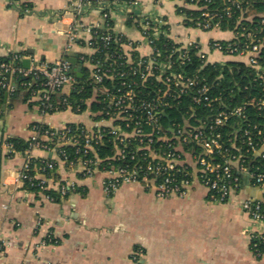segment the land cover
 I'll return each instance as SVG.
<instances>
[{
    "label": "built area",
    "instance_id": "built-area-1",
    "mask_svg": "<svg viewBox=\"0 0 264 264\" xmlns=\"http://www.w3.org/2000/svg\"><path fill=\"white\" fill-rule=\"evenodd\" d=\"M161 1L155 0L157 4ZM173 1L180 19L176 24L166 15L139 12L138 0H70L67 12L73 20L61 33L66 38L62 56L26 69L17 65V54L10 55V63H0V89L14 94L15 75L33 76L38 88L31 98L37 100L43 117L63 111L77 114L69 102L77 77L68 59L77 40L89 36L86 42L92 53L78 59L89 72L92 95L84 101L92 125H84L78 134L68 124L43 133L34 125L26 153L34 148L53 149L41 136L44 141L59 137L54 148L59 158L66 156L59 149L64 145L82 154L62 162L83 177L105 174L107 195L123 184L139 183L158 198L185 197L197 181L212 203L226 204L237 198L251 222L250 250L256 259L264 260V29L257 32L241 24L243 19L254 18L248 14L246 0H222V6L217 0ZM22 3L27 12L31 0ZM92 8L98 9L101 26L81 22ZM188 10L198 14L187 17ZM118 13L125 22L122 28L115 24ZM235 14L236 26H223ZM206 33L223 37L204 41L199 34ZM94 34L99 37L98 45L92 41ZM159 41L165 50L158 47ZM112 43L118 47L110 52ZM192 51L199 65L188 72ZM102 52L104 56L96 57ZM233 64L243 70L237 79L224 81V72L233 74ZM209 66L218 70L212 81L210 73H204ZM91 103L104 107L93 112ZM105 138L113 142V154L107 159L88 157ZM3 149L14 152L7 141L0 143V153ZM46 168L53 169V161L46 162ZM30 171L29 159L19 173L20 185L38 181L40 192L53 189L62 198L76 190L69 182L52 188L49 178L38 179ZM47 237L48 243L58 242L52 233ZM143 257L139 247L130 253L132 264H144Z\"/></svg>",
    "mask_w": 264,
    "mask_h": 264
},
{
    "label": "crops",
    "instance_id": "crops-1",
    "mask_svg": "<svg viewBox=\"0 0 264 264\" xmlns=\"http://www.w3.org/2000/svg\"><path fill=\"white\" fill-rule=\"evenodd\" d=\"M22 1L0 0V56L17 54L21 66L24 59H30L31 64L58 59L66 43L61 33L73 20L67 12L70 0H31L27 12ZM138 1L139 12L166 15L172 24L180 21L173 0L159 4L155 0ZM81 22L101 26L103 19L98 9L92 8L83 14ZM124 23L118 13L115 24L122 28ZM199 37L206 41L223 34ZM87 39L89 36L82 35L77 40L71 57L92 53ZM37 104L32 98L25 100L20 91L0 93V143L9 138L29 140L34 125L40 123L54 129L69 123L92 125L88 112L77 115L63 111L43 117ZM29 159L54 160L56 177L48 179L50 186L74 183L75 192L54 201L42 192L24 188L18 176ZM35 171L38 179L45 177L37 165ZM105 177L103 173L83 177L62 162L55 149L34 148L12 155L3 149L0 264H132L130 253L137 247L144 251V264H264L250 250L251 222L237 198L226 204L212 203L197 181L185 197L158 198L139 183L123 184L107 195ZM50 233L57 243L47 242Z\"/></svg>",
    "mask_w": 264,
    "mask_h": 264
},
{
    "label": "trees",
    "instance_id": "trees-1",
    "mask_svg": "<svg viewBox=\"0 0 264 264\" xmlns=\"http://www.w3.org/2000/svg\"><path fill=\"white\" fill-rule=\"evenodd\" d=\"M247 1V7L249 9L248 14L254 15V18L252 20L243 19L241 21V24L246 25L248 29H252L254 31H262L264 29V23H262V20H264V0H246ZM222 0H217V5L222 6ZM30 6V4H29ZM187 17H191L190 15L193 14L196 16L198 13H195L194 11H186ZM239 14V13H238ZM238 14H235L234 18L228 21H224L223 26L229 25L231 28L236 26L238 23ZM132 21H128L127 24L130 25ZM189 25L191 23H188ZM100 32V31H98ZM92 41L95 43V45L99 44V37L97 34H94ZM158 47H161L162 41H159ZM117 45L115 43H112L111 47L109 48L110 52L116 51ZM165 47H161L163 50ZM165 50V49H164ZM104 56V52L101 54H96V57ZM190 55L193 58V61L191 64L186 66V69L189 71H196L197 66L199 65V58L196 56L195 52L192 51ZM263 60H264V50L262 52ZM11 58L10 56L2 57L0 56V63H10ZM17 65L21 66V63L19 60L16 62ZM243 68H240L238 64H233V74H229L228 71L224 72V78L223 80H228L230 78L237 79L239 77L238 73L241 72ZM204 73H210L209 80L212 81V79L215 77V74L218 73V70H214L213 66L206 67L204 70ZM88 77L89 72L86 69V67L83 69V77L77 78V83L75 85V88L72 90L70 96H69V102L73 106V110L76 111L75 113L81 114L85 112L88 109V105L85 103V101L91 97L92 95V89L91 86L88 83ZM14 83L16 85V92L20 91L23 93V97L25 100L31 99V92L38 88L37 81L33 76L29 77H23L21 75H15ZM3 91L0 89V93ZM15 92V93H16ZM85 100V101H84ZM77 107H80L79 110ZM104 107V104H97V103H91V110L93 112L100 110ZM39 126L41 133H43L45 130H50L49 125L40 123L36 124ZM68 127L71 128V132L73 134H78L82 128H84L83 124L80 123H69ZM12 147L14 152L11 153H26V151L29 149V141L24 140L21 138H9L6 140ZM41 141L48 144L53 149L57 148V144L61 141L59 137H53L51 140L44 141L43 137L41 136ZM59 148V147H58ZM60 150H64L66 156H60V160H75L77 157H79L78 154H75V147L71 145H64ZM114 151V145L113 142H110L107 138L104 139L103 143L95 147V151L89 152L88 157L95 158L98 157L100 159H107V157H110L113 154ZM82 155V154H81ZM53 161L54 168L53 169H44L46 162ZM104 164L107 162L104 161ZM30 165H31V171L30 175H35V166L37 165L39 172L44 174L47 178H54L56 177V162L52 159H42V160H36V159H30ZM38 181H34L33 183L30 181H25L24 188L28 189L32 192H40V187L37 186ZM64 183V182H61ZM42 193L48 195L52 200L54 201H60L61 197L60 195L53 189L51 190H42Z\"/></svg>",
    "mask_w": 264,
    "mask_h": 264
},
{
    "label": "water",
    "instance_id": "water-1",
    "mask_svg": "<svg viewBox=\"0 0 264 264\" xmlns=\"http://www.w3.org/2000/svg\"><path fill=\"white\" fill-rule=\"evenodd\" d=\"M69 62L73 66V72L77 78H82L83 77V64L78 60L77 56L70 57ZM31 65V60L30 59H24L22 60V66L26 69H28Z\"/></svg>",
    "mask_w": 264,
    "mask_h": 264
}]
</instances>
